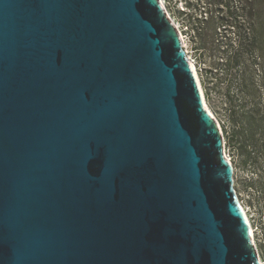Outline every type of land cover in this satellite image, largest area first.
<instances>
[{"label":"water","instance_id":"obj_1","mask_svg":"<svg viewBox=\"0 0 264 264\" xmlns=\"http://www.w3.org/2000/svg\"><path fill=\"white\" fill-rule=\"evenodd\" d=\"M203 96L159 0H0V264H263Z\"/></svg>","mask_w":264,"mask_h":264},{"label":"rangeland","instance_id":"obj_2","mask_svg":"<svg viewBox=\"0 0 264 264\" xmlns=\"http://www.w3.org/2000/svg\"><path fill=\"white\" fill-rule=\"evenodd\" d=\"M243 2L241 9L240 0H164L183 32L207 104L221 124L234 188L264 262V0ZM190 15L198 18L196 23ZM237 18L240 28L231 26ZM242 34L251 40L242 41L241 55L227 63Z\"/></svg>","mask_w":264,"mask_h":264},{"label":"bare ground","instance_id":"obj_3","mask_svg":"<svg viewBox=\"0 0 264 264\" xmlns=\"http://www.w3.org/2000/svg\"><path fill=\"white\" fill-rule=\"evenodd\" d=\"M159 1H160V3L163 5V7H164V9H165V12H166L167 17L171 19V21L174 23L175 27L177 28L178 33H179V36L181 37V40H182V43H183V49L185 50V53H186V55H187V50L184 48V46H185V39H184L183 32L181 31L179 25L175 22V20L173 19V17L169 14V11L167 10V8H166V6H165L164 0H159ZM187 57H188V56H187ZM188 60H189L190 66H191V68H192L194 74L196 75V78H197V80H198V82H199V85H200V87H201V90H202V92L204 93V90H203V87H202V85H201V81H200V79H199V75H198V73H197V70H196V68H195V65H194L193 61L191 60V58L188 57ZM203 102H204V103H203V104H204V107H205L206 110L209 112V114L214 118V120L217 122V124H218V126H219V129H220V132H221V135H222V137H224V136H223V132H222V128H221V124L219 123L218 119L216 118V116L214 115V113H213V112L211 111V109L209 108L205 96H203ZM223 143H224V145H223V154L226 156L227 160H229V162H230L231 165H232L231 159L229 158L227 152L225 151V141H224V138H223ZM238 200H239V199H238ZM239 203H240V205H241V207H242V209H243V212H244L246 218H247L248 221H249V224H250V227H251L252 240H253V243L255 244V248H256V252H257L258 258H259V260L264 264V262L262 261V259H261L260 256H259V253H258V250H257V245H256V243H255V239H254V230H253V226H252L251 220H250V218H249V216H248V214H247V211H246L245 207H244L243 204L240 202V200H239Z\"/></svg>","mask_w":264,"mask_h":264},{"label":"trees","instance_id":"obj_4","mask_svg":"<svg viewBox=\"0 0 264 264\" xmlns=\"http://www.w3.org/2000/svg\"><path fill=\"white\" fill-rule=\"evenodd\" d=\"M239 4H240L241 9H243L245 7L243 0H240ZM227 7L229 8L230 6L228 5ZM184 11L185 10H183L182 12H184ZM189 18L191 20V23H196L197 20H198V18L193 16V15H190ZM241 23L242 22L238 18L237 19H233V21L231 22V26L236 27V28H240V25L242 26ZM237 39H238V47L235 48L233 51H231V53L229 54L230 55L229 59L226 61L227 63L230 61V58H233V57H236L238 55H241V54H239V53H242L241 49L239 48V44H241L242 41H246L247 39L251 40V38L249 36L244 35V34L238 35ZM206 97L209 99V96H208L207 93H206ZM231 116H232V114L230 115V117ZM235 129H237V126L235 124H233V131H235ZM227 138H229V137H227ZM259 249H260V251L262 253V245L261 244H259Z\"/></svg>","mask_w":264,"mask_h":264}]
</instances>
